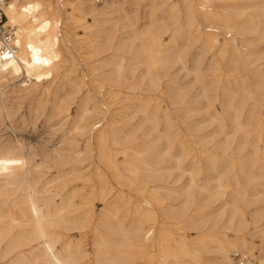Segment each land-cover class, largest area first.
I'll list each match as a JSON object with an SVG mask.
<instances>
[{"label": "bare ground", "instance_id": "obj_1", "mask_svg": "<svg viewBox=\"0 0 264 264\" xmlns=\"http://www.w3.org/2000/svg\"><path fill=\"white\" fill-rule=\"evenodd\" d=\"M227 6L6 3L0 264H127L161 207L188 234L160 264L264 263V0ZM69 9L97 12L85 36Z\"/></svg>", "mask_w": 264, "mask_h": 264}, {"label": "rangeland", "instance_id": "obj_2", "mask_svg": "<svg viewBox=\"0 0 264 264\" xmlns=\"http://www.w3.org/2000/svg\"><path fill=\"white\" fill-rule=\"evenodd\" d=\"M65 1V0H64ZM233 0H215L216 5L219 9H227L229 8L227 4ZM245 2H249L250 0H243ZM73 11V17L76 21V30L78 31L79 35L83 37L85 36V25L86 24H93L94 20L99 17L97 12L96 13H84L80 10H71ZM9 27L8 29H10ZM74 47V46H73ZM77 47V46H76ZM74 47L72 49L74 57L76 58V63H79L81 70L80 74L86 73V62L84 61V56H86V49H76ZM206 124V123H205ZM204 124V131H210L214 130L216 128V125H205ZM258 131V130H257ZM256 131V132H257ZM254 136H256L255 133H253ZM259 150L261 153H264V137H261L260 141L258 142ZM251 148V145L249 146V149ZM221 163V162H220ZM219 163V164H220ZM220 169L230 170V172H236L238 171L237 166H226L221 165L219 166ZM101 205L99 204V208ZM147 224L154 226V235L153 237L147 241L146 243H143L139 249L135 250L133 253L134 260L131 262H128L127 264H160L162 260V254L164 251L171 249L172 247H184L183 240L187 238L188 231L181 228L182 223H178V220L174 217V215L167 211V207H161L159 211V216L156 219L148 220L146 222ZM189 238H193L196 236L195 231L189 232ZM262 237L257 236L254 237V243L255 246H259L262 244ZM186 247V246H185ZM191 251V253L197 255V258L200 260L203 256L199 251H196L194 248L191 249V246L188 247ZM255 254H259V251L255 250Z\"/></svg>", "mask_w": 264, "mask_h": 264}, {"label": "built area", "instance_id": "obj_3", "mask_svg": "<svg viewBox=\"0 0 264 264\" xmlns=\"http://www.w3.org/2000/svg\"><path fill=\"white\" fill-rule=\"evenodd\" d=\"M9 0H0V52L7 55H12L15 53V48L12 47V35L10 32H8L3 24L4 21V6ZM98 2H104L106 0H97ZM233 259H235L236 264H264L259 261H252V257H250L248 254L242 253V252H236L233 256Z\"/></svg>", "mask_w": 264, "mask_h": 264}]
</instances>
